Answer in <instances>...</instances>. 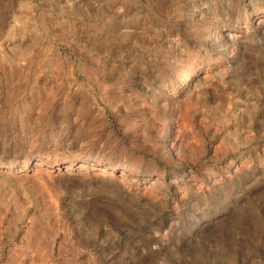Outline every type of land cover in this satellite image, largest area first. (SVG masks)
I'll return each instance as SVG.
<instances>
[{"label":"rangeland","instance_id":"rangeland-1","mask_svg":"<svg viewBox=\"0 0 264 264\" xmlns=\"http://www.w3.org/2000/svg\"><path fill=\"white\" fill-rule=\"evenodd\" d=\"M0 264H264V0H0Z\"/></svg>","mask_w":264,"mask_h":264},{"label":"bare ground","instance_id":"bare-ground-1","mask_svg":"<svg viewBox=\"0 0 264 264\" xmlns=\"http://www.w3.org/2000/svg\"><path fill=\"white\" fill-rule=\"evenodd\" d=\"M252 3V2H251ZM253 4V3H252ZM251 7H253V5L251 6ZM251 9V8H250ZM262 15H259L258 17H256V19H258V20H260L261 21V19H262ZM263 20V19H262ZM220 22V21H219ZM215 26V25H214ZM213 26V28H211V31H212V33H217V32H221V33H223L224 32V30H225V28H226V24L224 23V22H221L220 24H218L217 26H215L214 27ZM209 29V28H208ZM210 31V30H209ZM221 33H219V34H221ZM217 35H218V33H217ZM187 70V69H186ZM200 71L197 69V68H195V66L192 68L191 67V69H189V70H187V72H185L186 74H184V75H182V76H179L180 78H178L179 80H178V83L179 84H186L188 81H190V80H192V78L194 77V76H196L198 73H199ZM178 86V85H177ZM79 165H81L82 166V164H79ZM84 165V164H83ZM27 166L25 165V168H26ZM104 169V168H103Z\"/></svg>","mask_w":264,"mask_h":264}]
</instances>
